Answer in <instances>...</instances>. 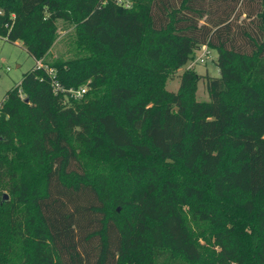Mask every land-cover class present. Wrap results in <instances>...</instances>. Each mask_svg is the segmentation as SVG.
I'll use <instances>...</instances> for the list:
<instances>
[{
  "label": "trees",
  "instance_id": "1",
  "mask_svg": "<svg viewBox=\"0 0 264 264\" xmlns=\"http://www.w3.org/2000/svg\"><path fill=\"white\" fill-rule=\"evenodd\" d=\"M0 37L42 60L0 102V264H264V0H0Z\"/></svg>",
  "mask_w": 264,
  "mask_h": 264
},
{
  "label": "rangeland",
  "instance_id": "2",
  "mask_svg": "<svg viewBox=\"0 0 264 264\" xmlns=\"http://www.w3.org/2000/svg\"><path fill=\"white\" fill-rule=\"evenodd\" d=\"M75 24L65 21H58V37L50 52V55L72 57L76 51ZM218 52L215 49L202 46L196 51L195 57L186 66L167 78L165 86L170 91H178L181 85V75L185 69L190 68L200 75L219 76L220 71L216 60ZM36 64V59L29 54L21 41L9 42L0 37V102L5 99L7 92L18 85L23 74ZM196 97L199 100H209V93L205 79H201L196 86ZM186 211L189 212L187 206Z\"/></svg>",
  "mask_w": 264,
  "mask_h": 264
},
{
  "label": "built area",
  "instance_id": "3",
  "mask_svg": "<svg viewBox=\"0 0 264 264\" xmlns=\"http://www.w3.org/2000/svg\"><path fill=\"white\" fill-rule=\"evenodd\" d=\"M203 46L206 47V45ZM36 64L37 66H42V60H36ZM51 73H53V71ZM54 88L57 92L64 91V88H62L58 82L54 83ZM86 90H87L86 86H83L79 89H70L69 94L71 97L80 98L86 92ZM0 111H1V104H0Z\"/></svg>",
  "mask_w": 264,
  "mask_h": 264
},
{
  "label": "water",
  "instance_id": "4",
  "mask_svg": "<svg viewBox=\"0 0 264 264\" xmlns=\"http://www.w3.org/2000/svg\"><path fill=\"white\" fill-rule=\"evenodd\" d=\"M28 100V99H27ZM9 199V196H8V194H5L4 195V200H8Z\"/></svg>",
  "mask_w": 264,
  "mask_h": 264
}]
</instances>
